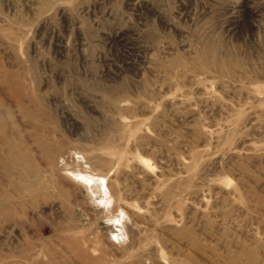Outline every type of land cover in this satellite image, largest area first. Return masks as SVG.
I'll use <instances>...</instances> for the list:
<instances>
[{
  "label": "rangeland",
  "instance_id": "1",
  "mask_svg": "<svg viewBox=\"0 0 264 264\" xmlns=\"http://www.w3.org/2000/svg\"><path fill=\"white\" fill-rule=\"evenodd\" d=\"M0 264H264V0H0Z\"/></svg>",
  "mask_w": 264,
  "mask_h": 264
},
{
  "label": "bare ground",
  "instance_id": "2",
  "mask_svg": "<svg viewBox=\"0 0 264 264\" xmlns=\"http://www.w3.org/2000/svg\"><path fill=\"white\" fill-rule=\"evenodd\" d=\"M105 189H106V191L109 193V189H108V187L107 186H105ZM105 201V200H104ZM104 204H108L109 205V203L108 202H104ZM115 236H116V234H114Z\"/></svg>",
  "mask_w": 264,
  "mask_h": 264
}]
</instances>
